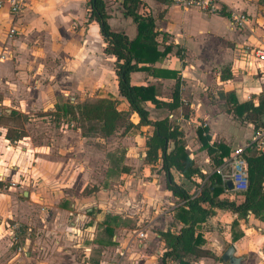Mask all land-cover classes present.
Wrapping results in <instances>:
<instances>
[{
    "label": "crops",
    "instance_id": "obj_1",
    "mask_svg": "<svg viewBox=\"0 0 264 264\" xmlns=\"http://www.w3.org/2000/svg\"><path fill=\"white\" fill-rule=\"evenodd\" d=\"M105 1L110 28L115 32H123L129 39H133L136 35V27L130 17L123 15L121 0ZM140 1L154 20V28L158 32L156 37L158 49L171 47L170 53L156 62L153 65L154 68L177 71L178 76L181 75L184 81L188 75L190 79H193V81L190 80L191 83L196 81L198 83L200 78L203 79V76L209 81L208 74L212 69L211 66L219 65L220 67V65L226 64L227 66H225L230 67L231 70L224 73V68L220 67V70L218 69L215 73L216 84L226 85L241 70L249 78L245 82V87L253 94L247 95L248 99L240 98L236 86L218 88L217 93L232 92L238 103L252 101L257 105L259 98L264 95V61H258L250 53H243V48L260 47L264 49V0H216L217 11L205 12L207 14H202L203 12L197 8L178 6L167 0ZM67 3L64 0H25L24 8L14 24L17 33L28 29V27L30 30L32 28L45 29L46 27L49 29L48 31L52 27L57 30L60 22L67 24L74 17L75 23L79 27L76 34L73 35L74 43L71 48V54L76 57L75 60H72V64H69L72 65L73 73L69 76L66 73L67 70L63 69L64 71L60 73L56 71L52 79L57 80L62 75L69 76L74 83V88H72L74 91L90 92L94 90L97 81L101 82V80L100 87L104 86L106 89V72L108 71L113 73V87L116 94L109 93L110 95H108L107 93L100 98L110 96L119 98L113 72V58L103 53L104 42L97 23L93 20L87 21V0H78V3H75L78 8L74 11L71 10L73 6L70 7V5H66ZM51 4L55 6L54 10L49 8ZM64 5L67 7L64 8ZM222 13H227L229 16ZM233 14L246 16L248 23L245 28L238 29L233 26L230 19ZM2 25L6 33L11 25V16L6 6L0 8V26ZM132 26H134L135 32L129 33ZM91 27L97 31L94 39L89 35ZM7 43L3 47L9 49L11 55V52L16 50L13 49V45L9 46V42ZM180 50L182 54L179 57L178 51ZM12 55L14 56V53ZM13 56L0 62V228L5 230L3 222L19 221L22 225L20 241L24 248L23 255L17 254L14 249L16 257L14 253H10L11 251L6 252L7 250H0V256L11 254L15 257L14 259L12 257L10 261L13 264H160L161 254L165 249L160 232L173 228L174 225L177 229L180 227L173 220L175 208L163 217L156 218L155 216V218L142 222V226L132 233L128 232L127 227H123L124 219H127L128 216L126 213H121V209L124 212L132 205L136 213H142L149 206L155 212L159 211L156 201L162 197V191L174 198L171 192L165 188V178L164 186H161L156 179L157 175L154 177L148 172L147 176H150V179L146 180V184L139 179L129 183L131 177L122 172L121 179L123 177L125 180L127 179L125 193H113L108 191L106 186L97 193L91 190L85 194H76L72 185L65 183L61 156L58 153L55 155L49 153V151L53 152V145L45 144L39 149L29 147L26 142L28 136L21 132L20 125L16 120L20 115H26L34 110L54 112L55 103L52 104L50 99L55 91L60 90L59 83L43 86L41 79L44 77L40 76L35 68L33 72L34 63L38 64L36 67L42 66L41 58L34 56L25 62H22L23 60L15 61L13 66ZM104 62L109 64V68L97 80L95 79L96 68H99ZM141 77L142 79L148 77V80L152 78L163 83L173 81V87L175 83L172 79L153 77L144 71L132 73L131 82L133 84H152L145 81L139 82ZM136 79L138 82H133ZM23 85L29 94L18 97L14 89ZM154 86L156 88V85ZM182 86H179V106L176 110L155 109L148 104L146 108L150 117L151 109L161 116L157 120L164 118L162 112L166 111L169 122L178 125L179 129L184 124L196 134L194 126L198 125L205 130L204 135L210 136L211 141H222L229 147V150L243 146L252 139L255 132L252 124L241 122L240 118L233 114L232 107L220 97V94L217 98L219 97L220 103L224 104L226 113L216 112V106L201 99L199 93L190 91L189 94L187 92L185 94L181 90ZM173 87L168 94L170 97ZM170 97L158 96L161 100H169ZM15 98L16 100H14ZM16 101L19 102L20 109L14 107L13 102ZM15 113L19 116H16ZM220 117L238 118L242 127L251 130L250 136L245 138L244 143H232L229 137L216 129L215 122ZM19 134L21 135L18 136ZM81 141L79 140L77 146L74 147L76 150L84 148ZM262 146L264 148V139ZM144 150L145 146L142 151L143 162L145 161ZM252 151L258 152L254 149ZM205 158L209 159L206 153ZM82 166L83 164L76 161L74 167L80 172ZM158 168L160 169V164ZM146 170L143 171L146 172ZM161 172L163 173V171ZM178 176L181 177V180L175 179V181L185 187V182H183L185 179L180 174ZM130 184L133 186L132 188ZM119 188L122 187L119 186ZM135 192L138 196L135 195ZM118 208L120 216L113 215ZM218 211L220 210H217L213 217L208 218L201 225L205 239L203 248L209 250L213 257L216 256L214 253L216 246L210 243V240L214 239L208 236L206 227L211 218L219 215ZM222 212L227 213L228 211ZM228 213L231 221L228 237L229 241L233 243L230 246L234 248L233 263L264 264V222L254 218L251 214L245 218H238L236 215ZM169 222L173 223L172 227L170 225L165 227L164 224ZM79 225L87 226V230L94 233L92 238L81 237L79 229H77ZM155 225L164 227L155 232ZM107 229H111L112 233L109 234ZM138 232H144L146 238L139 239ZM8 240L10 245L15 247L11 244L9 235ZM219 257L221 264H230L222 261L221 256ZM212 258L198 259L214 264Z\"/></svg>",
    "mask_w": 264,
    "mask_h": 264
},
{
    "label": "rangeland",
    "instance_id": "obj_2",
    "mask_svg": "<svg viewBox=\"0 0 264 264\" xmlns=\"http://www.w3.org/2000/svg\"><path fill=\"white\" fill-rule=\"evenodd\" d=\"M64 1L65 3L69 1L66 5H70V7L72 5V11L78 8V6L75 5L76 2L78 3V0ZM66 5H64V8L67 7ZM53 7L55 8V6L52 4L49 6L51 10H54ZM201 12H203L202 14L205 13L204 11ZM173 18L175 17L173 16ZM59 24L60 25L57 30L52 27L50 31H48L49 29L47 27L45 29L32 28V30H30L28 27V29H23L22 32L15 34L12 39L7 37V32L5 33L3 25L0 26V62L7 57L11 58V56H13L12 53H14V56L12 57V60L14 61L13 66L20 60L25 62L27 60H31V58L34 56L41 58L40 63L42 66L39 65V67H36L38 64L34 63L33 72L37 70V73L44 77L41 79L43 86L59 83L60 87V90L55 91L50 99L52 104H60L63 102H70L72 104L93 103L107 93L108 95L112 93L116 94V91L113 87V73L107 71L109 68V64L107 62H104V64L99 68L97 67L95 71V79L97 80L99 77L103 76V73L107 71V82L105 83L106 89H104V86L102 88L100 87L102 80L101 82L97 81L94 90L90 92L81 90H79L80 92H76L72 89L74 88V83L72 82L71 77H69V74L73 73V71L71 69L72 65L69 64H72V60L76 59V57L71 54V48H73L74 43L73 35L76 34L79 26L75 23L74 17H72V20L67 24H63L62 22ZM95 28L91 27L89 29V35L92 39L95 38L97 33ZM134 32L135 28L132 26V30L129 33ZM7 42H9V46L13 45V49L16 50L15 52H11V55L9 53V49L7 50L3 47V45ZM173 52H175V50H173ZM178 52V54H182L181 50ZM107 61H109V59H107ZM183 64L185 65L186 63ZM225 65H220V67L224 68L223 72L226 73L228 70L230 72L231 68H228L226 67L227 65ZM220 67L219 65L210 67L212 69L208 74L210 76L209 81H207L205 76H203V79L200 78L198 83L197 81L195 83H191L190 80L193 81V79H190L188 75L185 77L186 81H184L183 77L179 75V86H184V89L183 86L182 89H180L184 91L185 94L186 92L189 94L190 91L193 93H199L201 99H204L207 103L216 106V112L226 113L224 112V104L220 103L219 97L217 98V96H219L217 93L218 88L222 89L224 87L231 88L236 86L235 88L238 89L240 98L243 97L244 99H248L247 95H251L253 92L245 87V82L248 81L249 78L245 76L241 70L238 71L239 73L237 72V74L233 76V80L226 85L221 86L216 84V81H214L215 73L218 71V69L220 70ZM63 69L67 70L66 73H68L69 76L62 75L57 80L52 79V76L56 71L60 73L61 71H64ZM203 73L206 75L205 72ZM141 81L156 85L157 96L164 98L170 97L168 94H170L169 92H171V88L173 87V81L163 83L152 78L148 80V77H145V79H142L141 77L139 82ZM133 82H138V79L134 80ZM14 90L18 97L29 94V92L27 93L25 91L24 85L17 86ZM14 100H16V98ZM116 100L117 108L125 114L127 121L135 124L137 122V116L128 109L126 103L122 101L120 97H117ZM13 105L15 108L18 107V109H20L18 101L13 102ZM49 112L50 111L42 112L39 110H34L26 115H20L16 120L20 125L19 129L21 132L28 136L26 142H28L29 147L32 146L39 149L40 146L45 144L53 145L54 150L53 152L49 151V153L53 155L58 153L61 156V162L64 166L63 177L65 179V183L71 184L72 188L76 191V194H85L91 190H94L97 193L100 190L106 188V186L108 191H112L113 193H125V181L127 179L125 180V177L121 179L122 172H125L131 177L129 183L132 180L139 179L141 182H144V184L147 183L146 180L150 179V176H147V173L150 172L153 176L157 175L156 179H158V183L161 186H164V175L158 168L159 163H146L142 160L144 136L150 132L149 128L137 127L135 129L128 128L127 130H124V128H119L111 136L103 137L98 133L99 124L97 122H85L84 125L74 122L72 124L66 125L61 121L57 122L56 119L53 120ZM166 114L167 112L163 111L162 117H166ZM158 117L161 116L151 109V118L157 119ZM237 119L220 117L215 122L216 129L223 135L229 137L232 143H242L245 138L250 136L251 133V130L249 128L242 127ZM180 130L183 134L182 142L185 146L186 152L190 157L193 158L194 164L199 168L202 174L212 173L213 167L210 163V160H206L205 152L201 148L197 135L194 134L193 130L189 126L184 124L180 127ZM79 140H82L81 142L84 144V148L82 147L79 150H76L74 147L77 146ZM58 150L61 151L58 152ZM76 161H79L81 164H83L80 172H78L79 170L75 169L74 167ZM144 169H147L146 172L143 171ZM173 175L174 179L177 181L181 180V177H179L178 174L173 173ZM183 182H185L186 189L190 193H193L195 186H193L187 180H183ZM119 186L122 188H119ZM132 187L133 186H131V188ZM165 193V191H162V197L158 198L156 201V206H158L160 209L159 211L155 212V210L151 209L149 206L145 208L142 213H136L135 209L132 208V205H130L126 211L123 209L124 212L121 209V213H126L128 216L127 219H124L125 223L123 224V227H127L128 232L132 233L133 231L137 230L138 227L142 226V222L155 218V216L156 218L163 217L167 212H171L172 209L178 207L181 204L179 200L171 198ZM135 195H137L136 192ZM119 210L120 209L118 208L116 212L114 211L113 215L120 216V213L118 212ZM218 212L219 215L215 216L213 218L214 220L211 218L206 227L208 236L211 239H214L210 240V243L216 246V248H214V253H216V256L212 258V262H214V264H221L219 257L221 256L220 254H222V252L225 251L230 245H233L232 241H229L228 237L229 225L231 222L229 218L230 214L228 212ZM169 225L172 227L171 225H173V223L171 224L169 222L166 225L164 224L165 227ZM164 226L155 225V232L160 231V228H163ZM173 228L176 229V226L174 225ZM77 229H79V235L83 238L85 236V238L90 239L94 235V233L90 232L91 230H87V226L85 225H79ZM22 248H24V245ZM14 249L15 247H12L9 243L8 233L6 230L3 231L0 228V250H7L6 252L11 251L10 253L12 254L14 253ZM22 252L16 253L23 255ZM11 254H8L7 256L1 255L0 264H13V262L11 263L10 261L12 257L14 259L17 255L14 253V257L11 256ZM191 260L193 261V264H210L206 263L205 260ZM230 264L237 263L232 262Z\"/></svg>",
    "mask_w": 264,
    "mask_h": 264
},
{
    "label": "trees",
    "instance_id": "obj_3",
    "mask_svg": "<svg viewBox=\"0 0 264 264\" xmlns=\"http://www.w3.org/2000/svg\"><path fill=\"white\" fill-rule=\"evenodd\" d=\"M120 4L123 15L130 17L136 27L133 39L110 28L105 0H87V21L93 20L98 25L104 42L103 53L113 58L118 96L137 116V122H128L125 114L117 108V100L111 96L86 104L55 103V111L50 115L53 120L66 125L74 122L80 125L85 122H97L98 133L103 137L111 136L119 128H149L150 132L144 136L145 162H159L165 178V188L181 202L173 210V220L180 227L160 232L165 248L160 264H193L191 259L212 258L211 252L203 248L205 239L201 225L213 217L217 210L228 211L238 218L251 214L264 222V151L247 150L246 190L231 192L227 183H223L220 176L214 172L229 156V147L222 141H211L208 134H203L205 130L198 128L196 135L213 167L212 173L202 174L186 152L179 126L170 123L167 117L151 119L146 108L149 104L155 109L174 111L179 106L178 72L153 67L170 53L171 47L158 49V32L155 31L154 20L140 0H121ZM222 14L229 16L227 13ZM178 56L180 57V54ZM137 71H144L153 77L173 79L175 83L170 99H159L152 84H133L131 74ZM219 94L232 107L233 114L240 118L241 122L252 124L254 131L264 129V95L255 105L252 101L238 103L232 92ZM15 115L19 116L16 113ZM174 172L195 186L193 193L175 181ZM107 232L111 234L112 230L107 229Z\"/></svg>",
    "mask_w": 264,
    "mask_h": 264
},
{
    "label": "built area",
    "instance_id": "obj_4",
    "mask_svg": "<svg viewBox=\"0 0 264 264\" xmlns=\"http://www.w3.org/2000/svg\"><path fill=\"white\" fill-rule=\"evenodd\" d=\"M170 3L176 4L182 7L197 8L201 11L213 13L217 11L216 0H167ZM25 0H0V8L6 6L11 16V25L7 29V37L12 39L17 34L15 28V20L24 8ZM231 23L238 29L245 28L248 20L243 14H233L231 16ZM243 53L252 54L258 61H264V49L260 47L256 48H243ZM196 124V123H194ZM196 130L198 125H195ZM200 128V127H199ZM203 128V127H202ZM264 139V129L255 131L252 139L246 144L240 147H234L230 150V154L224 159L223 163L214 169V172L218 174L223 183L229 182L231 184V192H243L247 187V163L245 155L247 150H256L258 152L264 151L262 146V140ZM14 186L15 184H11ZM5 230L8 232L11 244L15 246L17 253L23 251L21 245V231L22 225L19 221L13 220L11 222H3ZM137 237L139 239H145L146 234L144 232H138Z\"/></svg>",
    "mask_w": 264,
    "mask_h": 264
},
{
    "label": "water",
    "instance_id": "obj_5",
    "mask_svg": "<svg viewBox=\"0 0 264 264\" xmlns=\"http://www.w3.org/2000/svg\"><path fill=\"white\" fill-rule=\"evenodd\" d=\"M228 188H231V184L229 182H227ZM233 252H234V248L232 246H229L224 253L221 255V260L224 262H229L232 263L233 262Z\"/></svg>",
    "mask_w": 264,
    "mask_h": 264
}]
</instances>
